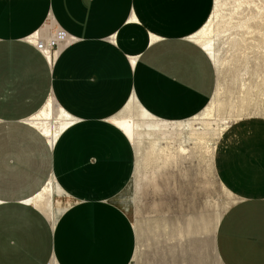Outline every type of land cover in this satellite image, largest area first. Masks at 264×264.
<instances>
[{
    "label": "crops",
    "instance_id": "1",
    "mask_svg": "<svg viewBox=\"0 0 264 264\" xmlns=\"http://www.w3.org/2000/svg\"><path fill=\"white\" fill-rule=\"evenodd\" d=\"M213 5L0 0V264L131 263L135 229L115 199L136 154L111 119L130 100L162 122L208 104L217 70L191 37ZM51 28L49 63L27 38ZM51 98L73 118L52 145L27 121ZM212 167L233 196L216 231L221 263L264 264V117L230 123ZM50 180L61 194L47 212L35 198Z\"/></svg>",
    "mask_w": 264,
    "mask_h": 264
},
{
    "label": "rangeland",
    "instance_id": "2",
    "mask_svg": "<svg viewBox=\"0 0 264 264\" xmlns=\"http://www.w3.org/2000/svg\"><path fill=\"white\" fill-rule=\"evenodd\" d=\"M222 3L214 36L220 63L215 65L214 94L218 85L220 90L217 97L213 94L221 104L200 135L202 142L183 129L188 121L200 128L198 120L191 118L176 122L157 120L159 129L150 136L143 130L136 137L142 142L135 143V148L142 149L135 158L138 165L115 200L135 229L136 249L130 264H222L216 250V231L233 196L221 188L212 157L222 128L225 130L230 123L245 117H264V0ZM136 110L135 104V119ZM126 115L128 112L123 111L118 116ZM138 122L145 126V122ZM186 136L191 141L186 146L187 153L181 154L177 146ZM157 138H161L162 148L154 153L149 150L150 139ZM35 201L50 211L49 194L36 197Z\"/></svg>",
    "mask_w": 264,
    "mask_h": 264
},
{
    "label": "bare ground",
    "instance_id": "3",
    "mask_svg": "<svg viewBox=\"0 0 264 264\" xmlns=\"http://www.w3.org/2000/svg\"><path fill=\"white\" fill-rule=\"evenodd\" d=\"M222 4H223L222 0L214 1L212 12L210 16L208 17L207 21L191 37L195 42H197L205 50V52L210 56L214 65L216 66L219 65L220 63H219V58L217 54L218 49L216 47L214 36L216 34V31L218 30L217 20L221 17ZM43 32H44V29H42L41 31H37L35 35L45 36L46 34H43ZM219 90H220V87L218 85V89H216V92L214 94L216 97L219 93ZM214 98L215 97L213 96L208 102V104L199 113L191 117V119L198 120V124L200 125V128L196 129L194 127V124L190 123L189 121L183 125V129L189 130L190 132L189 135L190 134L195 135L199 143H201L203 139L200 135L206 130L207 126H209L210 121L215 118V111L216 109H218V106L221 104L219 103L220 101L218 102ZM137 107H138V110H136L137 119H135V115L133 114V110L135 108H134L132 100H130L129 103L125 107V111L128 112V115L124 117L115 116L111 119L114 124H116L119 128H121L126 133V135L129 137V139L133 143L134 148H135V143H138L139 145L142 144L141 139L136 140V137L140 134L141 131L144 130L145 134L150 136V133L152 131L159 129V124L157 123V120L138 104H137ZM128 116H131V117L128 118ZM27 121L31 123L35 128L40 130L41 133L47 138L48 142L52 145L53 141L57 138V136L63 130H65L67 126H69L73 122V118L66 111H64L62 108L57 106L53 98H51L49 101H47L46 105L39 112L34 114ZM56 121H58V125L55 124ZM138 121L145 122V126H142L140 122ZM223 131H224V128L220 130L219 134L221 135ZM160 140L161 138L152 139V140L150 139L151 149L149 148L148 149L153 152L161 149L162 144ZM190 141H191V137L189 136L187 138L182 139L179 145L177 146V152L181 154H186L188 151L186 146L190 144ZM141 150L142 149L140 147L135 148V154L139 155L141 153ZM149 150H147L148 153H149ZM159 153L160 152H158V154ZM159 159H162V158H159ZM137 165L135 167H137ZM221 188L225 190V188L222 185H221ZM43 194H49L51 196L52 208H53V199L54 197L57 199V196L61 194V191L58 188V186L54 184L52 180H50L48 184L42 188V191L39 192V194L37 195L41 199L43 197ZM50 264H55V262L52 260Z\"/></svg>",
    "mask_w": 264,
    "mask_h": 264
},
{
    "label": "built area",
    "instance_id": "4",
    "mask_svg": "<svg viewBox=\"0 0 264 264\" xmlns=\"http://www.w3.org/2000/svg\"><path fill=\"white\" fill-rule=\"evenodd\" d=\"M58 31L56 29H49L45 36L31 35L27 41L35 46V48L43 54L46 60L51 63L53 55L56 54L59 45Z\"/></svg>",
    "mask_w": 264,
    "mask_h": 264
}]
</instances>
